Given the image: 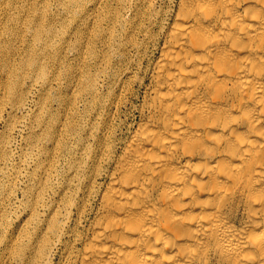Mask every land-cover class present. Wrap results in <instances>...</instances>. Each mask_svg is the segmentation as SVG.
<instances>
[{
  "label": "bare ground",
  "instance_id": "obj_1",
  "mask_svg": "<svg viewBox=\"0 0 264 264\" xmlns=\"http://www.w3.org/2000/svg\"><path fill=\"white\" fill-rule=\"evenodd\" d=\"M0 74V264H264V0H0Z\"/></svg>",
  "mask_w": 264,
  "mask_h": 264
},
{
  "label": "rangeland",
  "instance_id": "obj_2",
  "mask_svg": "<svg viewBox=\"0 0 264 264\" xmlns=\"http://www.w3.org/2000/svg\"><path fill=\"white\" fill-rule=\"evenodd\" d=\"M50 11L53 14L59 15V12H57L54 8H51ZM70 41H72V39H70ZM15 45L20 47V51L21 52L23 51V48H22L23 44L15 43ZM59 53H60V55H65L66 58H67V61H63L62 60V61H59V63L63 62V64L66 67H71L72 52L61 51ZM56 67H57V63L50 64V66L48 68V71L49 72H54V71H56ZM2 77L3 76L0 74V78H2ZM0 81H1V79H0ZM60 83H61V90L63 91V92H60V93H63V94L66 95L65 92H67V94H68L69 91H68V88L65 86V80H61ZM24 90H25V94H26V100H25V102L27 104L26 105V109L24 111H22V112H17L16 113L17 117H21L23 115L29 114L30 111H33L34 108L37 106L39 97L41 95H44V96H47V97L50 98L49 102H48V107L49 108L55 109L57 107L56 104H55L56 100L53 99V92L47 90L46 88H34L33 89L30 85L25 84L24 85ZM49 104H51V105H49ZM7 113H9V109L7 107H5L0 112V116L6 117ZM134 119H135V112H132L131 116H128V120L129 121H127V122H130V120L133 121ZM14 141L17 143L19 141V137L18 136H14Z\"/></svg>",
  "mask_w": 264,
  "mask_h": 264
}]
</instances>
